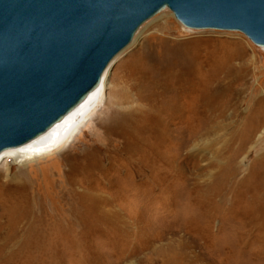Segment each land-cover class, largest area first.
I'll return each mask as SVG.
<instances>
[{"label": "rangeland", "instance_id": "1", "mask_svg": "<svg viewBox=\"0 0 264 264\" xmlns=\"http://www.w3.org/2000/svg\"><path fill=\"white\" fill-rule=\"evenodd\" d=\"M103 80L48 156L1 158L0 264H264V48L164 10Z\"/></svg>", "mask_w": 264, "mask_h": 264}, {"label": "water", "instance_id": "2", "mask_svg": "<svg viewBox=\"0 0 264 264\" xmlns=\"http://www.w3.org/2000/svg\"><path fill=\"white\" fill-rule=\"evenodd\" d=\"M164 10L187 29L237 32L264 48V0H0V155L83 105Z\"/></svg>", "mask_w": 264, "mask_h": 264}, {"label": "bare ground", "instance_id": "3", "mask_svg": "<svg viewBox=\"0 0 264 264\" xmlns=\"http://www.w3.org/2000/svg\"><path fill=\"white\" fill-rule=\"evenodd\" d=\"M103 77H104V75H103ZM102 81L104 82L103 78H102ZM103 82H101V85L99 86V88L89 96L87 101L83 105L78 107L74 112H72L62 123H59L51 131H49L45 135L41 136L40 138H38L34 142H32L28 145H25L24 147H21L19 149H15V150H11V151H7V152L2 153L0 155V160H1V158H3V155H5L6 153H9V152H16L17 154L21 155V158H25L26 160H29L31 162L43 159L46 156H48V152L51 151L50 150L51 147L55 146V144L59 142L58 138L62 135V132L65 131V129L71 124V122H73L74 120L76 121L78 119V117L84 112V110H86V108L90 104L92 98L95 97L99 93V91L103 85ZM214 98H215L214 95H208V96L204 97V99H199L198 101L202 104H211L214 101Z\"/></svg>", "mask_w": 264, "mask_h": 264}]
</instances>
